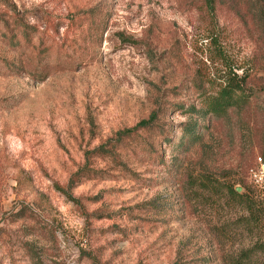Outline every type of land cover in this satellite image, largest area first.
<instances>
[{"label": "rangeland", "instance_id": "1", "mask_svg": "<svg viewBox=\"0 0 264 264\" xmlns=\"http://www.w3.org/2000/svg\"><path fill=\"white\" fill-rule=\"evenodd\" d=\"M216 15L0 0V264H231L251 247L227 185L261 197L247 171L264 156V24ZM187 124L208 125L201 141Z\"/></svg>", "mask_w": 264, "mask_h": 264}, {"label": "trees", "instance_id": "2", "mask_svg": "<svg viewBox=\"0 0 264 264\" xmlns=\"http://www.w3.org/2000/svg\"><path fill=\"white\" fill-rule=\"evenodd\" d=\"M204 7L214 15L224 9L232 10L241 19H246L249 16L253 21H261L264 24V0H204ZM233 97V93L227 91L219 93L218 97L214 96L213 100L206 98L208 106L205 110V115H207V119L226 114L234 105ZM155 119V114H152L148 119L141 120L136 125V128L152 129L155 125ZM187 125L188 128L185 131L189 137L185 136V142L196 144L201 141L204 137L202 128H208V125H197L196 130L193 124ZM250 186L255 192L260 193L261 197L256 196L254 192L240 193L235 185H227L230 195L241 203L243 201L248 203V214L241 216L240 222L243 224V228L249 229L253 235L251 247L242 250L231 264H264V196L251 184Z\"/></svg>", "mask_w": 264, "mask_h": 264}, {"label": "built area", "instance_id": "3", "mask_svg": "<svg viewBox=\"0 0 264 264\" xmlns=\"http://www.w3.org/2000/svg\"><path fill=\"white\" fill-rule=\"evenodd\" d=\"M248 180L250 184L264 195V157L258 156L248 168Z\"/></svg>", "mask_w": 264, "mask_h": 264}]
</instances>
